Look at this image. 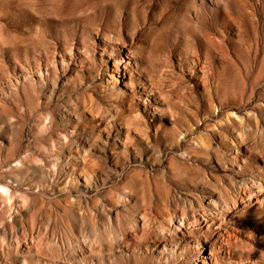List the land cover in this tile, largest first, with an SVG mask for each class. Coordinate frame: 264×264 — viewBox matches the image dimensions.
<instances>
[{
	"label": "rangeland",
	"instance_id": "rangeland-1",
	"mask_svg": "<svg viewBox=\"0 0 264 264\" xmlns=\"http://www.w3.org/2000/svg\"><path fill=\"white\" fill-rule=\"evenodd\" d=\"M252 177L264 0H0V264H264Z\"/></svg>",
	"mask_w": 264,
	"mask_h": 264
},
{
	"label": "bare ground",
	"instance_id": "bare-ground-1",
	"mask_svg": "<svg viewBox=\"0 0 264 264\" xmlns=\"http://www.w3.org/2000/svg\"><path fill=\"white\" fill-rule=\"evenodd\" d=\"M73 51V49H72ZM63 65L65 64V61H63L62 63ZM110 63L108 62V67H109ZM134 65H137V62L134 61L133 59H120V58H116L114 59V62H113V69L117 71L118 75H120V73H127L129 72V70L132 72L133 70V66ZM42 71V70H41ZM40 71V75L43 77V72ZM46 74H44L45 76ZM115 78V76H114ZM116 79V78H115ZM120 79H116V83H120ZM250 181L252 182V185H258L260 188H263L264 187V178L261 180H258V179H255V178H251ZM91 183V181H90ZM0 193L2 195H5L9 198V193H10V189L8 186L6 185H0ZM144 218L143 220V223L145 224L146 223V215H144L142 217V219ZM184 227V224L182 223V221H180V223H178L173 229H172V233H170L168 236L167 235H163V238L166 240L168 237L169 238H173L175 235H177V232L180 231V229H182Z\"/></svg>",
	"mask_w": 264,
	"mask_h": 264
}]
</instances>
